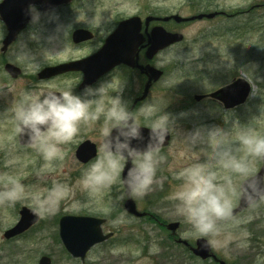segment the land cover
Returning <instances> with one entry per match:
<instances>
[{"label":"rangeland","instance_id":"obj_1","mask_svg":"<svg viewBox=\"0 0 264 264\" xmlns=\"http://www.w3.org/2000/svg\"><path fill=\"white\" fill-rule=\"evenodd\" d=\"M214 2L209 9L211 12L239 10L242 14L232 18L221 17L194 22L181 27L185 41L161 56V65L165 66L167 75L164 85L169 87L183 79L185 83H195V93L203 94L200 90L209 86H222L243 77L253 85L251 97L244 106L233 111L205 103L183 109V101L174 96L170 97L173 95L170 92L163 94L161 90L154 91L151 100L165 107L164 111L170 114L174 122L175 133L168 153L171 158L168 168H163L161 177L155 183L171 172L174 180L165 182L164 185L173 189L170 188L172 192H167L164 198L161 195L157 198L158 192H148L136 201L140 210L147 208L168 222H182L179 230L182 239L191 243L201 237L209 240L214 252L228 264H264V205L248 208L236 215L238 222L222 223L219 236L213 238L192 233L183 217L176 214V202L169 199L181 183L175 180L174 174L194 163L212 165L221 183L229 175V170L219 166L216 160L205 159L204 152L195 144L214 146L212 153L216 151L217 145L221 147L225 144L224 147L231 149L238 159H250L241 147L239 137L248 130L264 135V6L256 10L251 8L254 5H264V0ZM208 4V0H100L97 15L99 18L110 15L111 19L112 15H147L157 11L162 16L178 14L190 17L207 11L205 6ZM87 12L82 9L75 10L70 21L52 31L51 40L54 42L60 34L65 35L68 29L81 22ZM30 36L31 39L37 37L32 31L24 39ZM3 37L4 29L0 23V49ZM39 38L43 48L37 53V63H33L35 52L31 46L28 48L23 44L14 46L8 52V59L18 62L17 65L34 74L45 63L46 57H50L49 64H54L80 54L74 52L71 46L62 45L60 48L58 42L52 47L45 46L46 37ZM1 69L0 64V173L18 175L36 200L42 201L50 211L41 215V222L34 229L8 241L4 238V232L17 223L20 208L27 206L33 209V202L29 199L17 202L14 207L0 206V264H38L43 255L51 257L53 264H82L71 258L59 242L57 217H112L116 211L123 209L124 200L117 199L122 191L120 186L114 185L110 191L97 197L86 191L81 184L82 170L88 165L82 166L76 160V147L83 138L93 137L101 150L102 140L98 132L82 133L73 143L67 144L65 149L61 146L62 159L47 162L42 157L37 158V151L34 153V149L20 146L13 120L15 104L25 92L37 88L36 82L31 78L9 80ZM38 87L41 90L48 88L47 85ZM207 119L210 120L206 126L199 125ZM197 131L202 133V139L193 144L189 139ZM255 164L259 170L262 159L255 161ZM54 188L56 191L53 193ZM154 202L158 204H152ZM128 217L118 226H114L109 219L105 232H115V239L91 251L85 264H212L202 262L181 246L167 243L166 234L159 226Z\"/></svg>","mask_w":264,"mask_h":264},{"label":"clouds","instance_id":"obj_2","mask_svg":"<svg viewBox=\"0 0 264 264\" xmlns=\"http://www.w3.org/2000/svg\"><path fill=\"white\" fill-rule=\"evenodd\" d=\"M164 108L154 100L131 108L122 89L114 90L110 81L98 87L85 85L80 93L56 87L29 90L15 104L13 120L16 134L26 136L28 145L47 162L62 159L61 146L73 142L84 127L100 122L102 147L82 170L81 184L97 197L119 185L122 191L117 199L123 201L143 198L156 181L165 159L162 146L174 131V122ZM144 128L149 129L148 143L141 148L133 141L144 140ZM201 139L202 133L197 131L189 141L195 144ZM239 142L250 159H238L231 149L219 145L214 152L216 163L229 170L223 183L212 165L205 163H194L174 174L181 183L169 199L176 202V214L183 217L192 233L217 237L222 223L238 222L234 215L237 202H246L250 209L264 205V175L255 164L264 159V135L248 130ZM29 199L37 214L50 211L18 175L0 173V206L14 207ZM128 218L124 209L111 223L118 226Z\"/></svg>","mask_w":264,"mask_h":264},{"label":"water","instance_id":"obj_3","mask_svg":"<svg viewBox=\"0 0 264 264\" xmlns=\"http://www.w3.org/2000/svg\"><path fill=\"white\" fill-rule=\"evenodd\" d=\"M35 0H3L0 4V19L5 23L8 35L4 41L3 52H6L8 47L17 39L19 33L29 24L32 20V16L29 15L27 7L34 3ZM71 0H50L52 7H56L62 3H68ZM220 13H210V14H200L190 18H183L179 15H174L166 18H147L146 23L149 24L152 21H163L168 22L174 20L177 23H187L196 20L214 19ZM141 19L139 17L132 18L120 24L117 31L110 38L107 46L101 51L98 55L93 58L79 62V63H70L61 65L55 68H49L43 71L40 74V78H48L53 75H58L65 73L67 71H83L86 73L85 79L91 83L93 80L104 75L107 71L112 69L114 65L125 63L129 65H134V59L137 57V50L140 44L141 35ZM84 35L83 31H77L74 34L75 41H81ZM130 36V39H137V44L135 47V53L132 49H124L122 43H126V37ZM116 39V43L120 49H117L113 39ZM184 36L182 34H173L168 32L163 27H155L152 31V45L148 51V56L154 58L159 52L163 51L167 47L182 42ZM106 51H109L110 57L108 58L109 63H103L104 56ZM122 52V53H121ZM7 71L14 77L17 78L20 74V71L13 65H7ZM148 70L151 72V80L157 81L163 75V72L157 70L154 67H148ZM251 92V85L244 79H239L231 86H228L222 90H219L214 94V98L222 101L227 109H233L236 106L244 103ZM200 99V98H197ZM144 140L143 141H133V144L138 147H145L148 143V134L149 129L144 128L143 130ZM170 140V134L167 137L166 142L162 147L168 145ZM20 143L23 146L28 145L27 137L22 135L20 136ZM97 156L96 146L87 142L80 146L77 157L83 163H88L90 160L94 159ZM264 161V159H263ZM264 164V163H263ZM131 165L129 164V167ZM127 167L125 168V175L127 174ZM261 175H264V165L260 172ZM248 206L246 202H240L239 207L234 210V215L243 212L247 209ZM125 209L128 213L134 214L138 217H142L145 214H140L137 211L135 202L132 199H128L125 203ZM39 221V214L34 210L29 208H23L20 212V220L17 225L8 230L5 233L6 239L15 238L28 230H30L34 225ZM105 223V220L91 218V217H76V216H67L64 217L60 222V237L63 245L66 250L74 257L80 258L82 261H85L87 253L97 244H100L108 240L112 234L105 236L102 231V225ZM168 228L173 232V235L176 234L179 223L171 224ZM188 245L186 242H184ZM192 252L195 256L203 259L209 260L214 259L219 264H226L224 261H220L216 255L212 253V248L209 242L206 239H199L196 242L195 247H191ZM39 264H52V261L48 257H42Z\"/></svg>","mask_w":264,"mask_h":264},{"label":"flooded vegetation","instance_id":"obj_4","mask_svg":"<svg viewBox=\"0 0 264 264\" xmlns=\"http://www.w3.org/2000/svg\"><path fill=\"white\" fill-rule=\"evenodd\" d=\"M99 2L100 0H72L70 3L51 8L52 3L50 2V0H35L34 3L30 4L27 7V11L29 15L33 17V20L23 31H21L17 41L9 47L7 53L0 56V58L2 59L1 60L2 67H5V65L8 62L15 64L14 63L15 61L13 62L8 59V52L12 48H14V46H16L17 44L27 45L28 48L29 46H31L33 52H35L33 63H37L39 61L37 57V53L43 48L41 38L39 37L40 36L46 37L47 43L45 44V46L50 45V47H52L58 42L60 48L62 47V45H67L68 47L71 46L74 52H79L80 54L75 57L69 58L68 60L54 64H49L48 62H51L50 57H46L44 59L45 63H43L40 66V68L34 73V75H32L31 73H29L30 75H28L27 69L24 67H20L23 71V79L24 77H26L27 74L29 76L28 78L35 80L37 87L39 85H47V87L51 86L60 89L71 88L75 92L80 93L85 85H89L84 82V72L82 71H72L69 73H65L44 80H39L37 77H38V73L47 66H51V65L54 66L65 62L79 61L94 55L103 47L108 37L115 31V29L119 26V24L122 21L130 18V16H120V15L117 16L112 15L111 19H110V15L106 16L108 18H106L105 16L99 18V16L97 15ZM79 9L88 11L87 13H85V15L81 14L84 16L81 22L76 23L71 29H68L65 35L60 34L59 38H57L53 42L51 40V38L53 37L52 31L57 26L64 24V22L67 23L68 21H70L71 14L75 10H79ZM131 16L133 17V15ZM145 17L146 16H143L142 19L144 20ZM156 25H158L157 22L151 23L148 26L145 23H143L141 30L143 43L139 50L138 66L136 65V67H129L125 64L118 65L115 68H113L111 71L106 73L105 75L98 78L94 83L90 85L98 87L101 83L111 81L112 88L114 90L119 88L122 89V96L126 101L130 103L131 108H135L139 104L151 100L152 93L155 90H161L163 94L170 92L171 95L173 94L170 97L174 96L175 98L177 97L176 99L185 101L184 104L181 103V105H183L182 107L183 109H188L189 107L197 103L211 104V106L215 108H218L216 106L218 105L221 108L222 104L217 100L213 99L212 97L210 98L208 95H211L218 89L230 84L232 81L229 83H224L222 86H217V85L209 86L208 88L200 90V92H202L203 94H200L198 92L195 93L196 84L191 82L185 83L183 79H179V81H177L176 84L170 85L169 87L166 84L165 85L163 84V81L165 80V76H166V68L161 66V62H162L161 56L164 53L158 54L153 60H150L147 57V50L150 47L149 42L151 38V31L152 28ZM77 29H83L86 31V39H84L81 42L75 43L73 40V33ZM32 31H33V35L37 36L36 39L33 38L31 39L32 34L30 37L24 39V36ZM171 31H178V27L177 26L174 28L172 27ZM4 33H5L4 35L7 34L6 28ZM151 65L160 68L165 72L164 77L157 83H154L153 85L151 84V77H150V73L148 72V66ZM148 84L150 86V89L146 93ZM195 95H204L206 97L201 102L195 103L194 101ZM99 127H101L100 122H97V124L93 126H86L82 129L79 135H81L82 133L98 132ZM172 136H174V133H172ZM87 141L92 142L94 145L98 147V144L93 137L83 138L78 143L77 147H79L81 144ZM66 146L67 145H63V148L65 149ZM169 151L170 150H166V151L161 150L165 159L160 164L159 170L157 172L156 180L159 177H161L160 174L162 171H164L163 168L164 167L168 168V162L171 159L169 158L168 155ZM99 153L100 150L98 148V154ZM161 180L158 183H154L152 190L149 192H163L162 196H164L167 192H172L170 191L171 187L169 188L165 186L164 183L174 180L173 174L169 172V174L163 176V180L162 181ZM177 181L179 182L180 180L177 179ZM150 215H151L150 217L146 218L148 220L147 221L148 223L159 224V225L167 224V222L162 223L161 222L162 220L157 216H155L153 213H150ZM176 238L177 237H175V239Z\"/></svg>","mask_w":264,"mask_h":264},{"label":"trees","instance_id":"obj_5","mask_svg":"<svg viewBox=\"0 0 264 264\" xmlns=\"http://www.w3.org/2000/svg\"><path fill=\"white\" fill-rule=\"evenodd\" d=\"M212 2H213V0H208V3H209V4L206 5V6H207V7H211V6H212V4H211ZM57 237H58V236H57ZM58 240H59V238H58Z\"/></svg>","mask_w":264,"mask_h":264}]
</instances>
